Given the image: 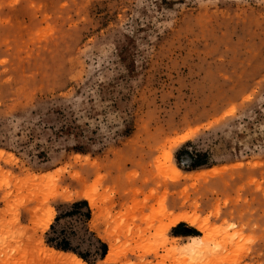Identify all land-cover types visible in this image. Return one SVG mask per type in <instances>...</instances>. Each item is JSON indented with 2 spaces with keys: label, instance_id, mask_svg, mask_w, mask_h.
<instances>
[{
  "label": "rangeland",
  "instance_id": "rangeland-1",
  "mask_svg": "<svg viewBox=\"0 0 264 264\" xmlns=\"http://www.w3.org/2000/svg\"><path fill=\"white\" fill-rule=\"evenodd\" d=\"M73 254L264 264V0H0V264Z\"/></svg>",
  "mask_w": 264,
  "mask_h": 264
},
{
  "label": "trees",
  "instance_id": "trees-1",
  "mask_svg": "<svg viewBox=\"0 0 264 264\" xmlns=\"http://www.w3.org/2000/svg\"><path fill=\"white\" fill-rule=\"evenodd\" d=\"M187 143H189V142H187ZM184 156H186L187 167L189 169H197V168L208 165L207 154L205 152H197V151L190 152V151H187V149L180 148L175 153L176 162L178 164H180V162L182 161ZM80 206H84L86 209L85 213H82L81 218L85 222L88 221L90 219V209L87 205V202L85 200H78V201H74V202L70 203V207L73 208V210H68L62 214L61 213L57 214L55 216L54 222L59 221L61 215H64V216L74 215V213H75L74 209H76ZM183 224L184 223H179L175 228L182 227ZM50 231L52 234L47 239V243L50 244V246L54 247L55 249L62 250V251H72V252L76 253L79 257H81L83 260H87L86 256L84 254L76 252V251H74V249L71 248L70 241L66 237V231L64 229L57 230L54 226V223H52L50 225ZM174 233L176 235L181 234V233H183V235H198V233L196 231H192V232L183 231L181 233H177L174 230ZM98 242L101 245V248H100L98 255H99V258L102 259L106 254L107 246H106V243H104L100 240H98Z\"/></svg>",
  "mask_w": 264,
  "mask_h": 264
},
{
  "label": "bare ground",
  "instance_id": "bare-ground-1",
  "mask_svg": "<svg viewBox=\"0 0 264 264\" xmlns=\"http://www.w3.org/2000/svg\"><path fill=\"white\" fill-rule=\"evenodd\" d=\"M87 194V193H86ZM85 198H87L92 204L93 201L90 195H86ZM173 217V216H172ZM51 217L49 218V221L47 222V224L50 222ZM182 220H187L190 224H196L199 228V230H207L208 227H206V223H202L198 221V218L195 216H187V215H177L175 216L169 223L168 227L174 226L176 225L179 221ZM205 222V221H204ZM208 235L205 236H191L189 242L185 243L183 245L184 248H186L187 250H192V251H198L201 254H205V252H208L210 250V248L208 245ZM223 242V241H222ZM112 245V244H111ZM109 246V251L107 253V257H110L111 254L113 253V246ZM222 249V248H221ZM53 251V250H52ZM219 251V250H218ZM221 252V251H220ZM199 255V253H197ZM203 254V256H204ZM207 254V253H206ZM209 255V254H208ZM72 259L73 264H86L82 261V259H80L79 257H77L76 255H69ZM106 256V255H105ZM205 261V260H204ZM207 261V260H206ZM211 261V260H210ZM200 264H209V263H200Z\"/></svg>",
  "mask_w": 264,
  "mask_h": 264
}]
</instances>
